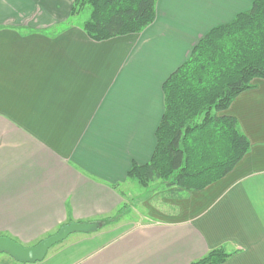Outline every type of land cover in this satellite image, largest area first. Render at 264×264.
<instances>
[{"label":"crops","instance_id":"0c3cea01","mask_svg":"<svg viewBox=\"0 0 264 264\" xmlns=\"http://www.w3.org/2000/svg\"><path fill=\"white\" fill-rule=\"evenodd\" d=\"M253 2L158 0L143 32L97 42L74 0H0V236L28 247L100 223L28 264H191L216 248L224 264H264V80L226 112L251 143L230 174L203 191L165 184L151 218L120 217L132 165L156 148L164 82Z\"/></svg>","mask_w":264,"mask_h":264},{"label":"trees","instance_id":"16d2710c","mask_svg":"<svg viewBox=\"0 0 264 264\" xmlns=\"http://www.w3.org/2000/svg\"><path fill=\"white\" fill-rule=\"evenodd\" d=\"M157 2L74 0L72 15L89 7L82 29L102 42L143 32L156 18ZM256 80H264V0H254L250 10L213 28L164 82L155 151L147 164L134 163L128 177L143 187L162 180L177 193L203 191L230 174L251 143L237 118L226 112L239 95L256 88ZM231 257L216 248L191 264H224Z\"/></svg>","mask_w":264,"mask_h":264},{"label":"water","instance_id":"95a60500","mask_svg":"<svg viewBox=\"0 0 264 264\" xmlns=\"http://www.w3.org/2000/svg\"><path fill=\"white\" fill-rule=\"evenodd\" d=\"M100 227L99 222L69 223L62 226L55 234L41 240L34 246H23L17 241L6 236H0V254H7L20 263H36L42 261L50 248L64 241L74 233H93Z\"/></svg>","mask_w":264,"mask_h":264},{"label":"rangeland","instance_id":"374dc122","mask_svg":"<svg viewBox=\"0 0 264 264\" xmlns=\"http://www.w3.org/2000/svg\"><path fill=\"white\" fill-rule=\"evenodd\" d=\"M90 15V8L86 7L79 15L75 17L76 22H84L88 19ZM166 183L162 180H156L152 183H150L147 187L141 186L138 182L130 180L129 184H126L125 186H122V189H128V197L127 204L125 207V210H123L121 218H124V221H133L142 223V219L144 217L151 218V210L147 205H145V201H150L151 204H153V201H151L155 195H158V189H164V185ZM164 208H168L165 206ZM119 216V215H118ZM78 235V233L71 234L68 238H66L64 241L54 245L52 248H50V253L54 247H58V245L62 243H69L71 240L75 239ZM35 245V244H34ZM31 245V246H34Z\"/></svg>","mask_w":264,"mask_h":264}]
</instances>
